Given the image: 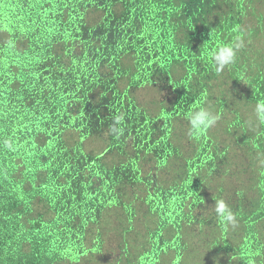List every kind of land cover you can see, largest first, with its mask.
Segmentation results:
<instances>
[{"label": "trees", "instance_id": "16d2710c", "mask_svg": "<svg viewBox=\"0 0 264 264\" xmlns=\"http://www.w3.org/2000/svg\"><path fill=\"white\" fill-rule=\"evenodd\" d=\"M259 102L264 0H0V264H264Z\"/></svg>", "mask_w": 264, "mask_h": 264}, {"label": "clouds", "instance_id": "9594fccd", "mask_svg": "<svg viewBox=\"0 0 264 264\" xmlns=\"http://www.w3.org/2000/svg\"><path fill=\"white\" fill-rule=\"evenodd\" d=\"M244 47V41L241 35H236L230 43L219 46L218 49L210 53L214 63L217 65L216 70L219 72L227 65L235 62L239 50ZM255 113L261 123H264V102L256 105ZM190 131L193 135L198 136L216 123L218 117L208 109L201 108L189 114ZM123 121V116H116L115 123L110 126L109 131L114 134H122V129L118 127ZM214 212L216 213L222 226L232 225L235 227L236 217L229 204L222 198H217L214 202Z\"/></svg>", "mask_w": 264, "mask_h": 264}, {"label": "rangeland", "instance_id": "374dc122", "mask_svg": "<svg viewBox=\"0 0 264 264\" xmlns=\"http://www.w3.org/2000/svg\"><path fill=\"white\" fill-rule=\"evenodd\" d=\"M140 103L145 104L147 107L153 108V112H155V108L157 107L156 102L162 100L164 98V94L157 92V90H149V92L143 89L141 92L137 94Z\"/></svg>", "mask_w": 264, "mask_h": 264}]
</instances>
